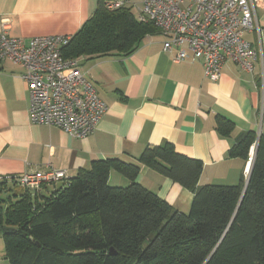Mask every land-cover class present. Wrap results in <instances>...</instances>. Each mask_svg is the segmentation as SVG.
Wrapping results in <instances>:
<instances>
[{"label": "crops", "instance_id": "1", "mask_svg": "<svg viewBox=\"0 0 264 264\" xmlns=\"http://www.w3.org/2000/svg\"><path fill=\"white\" fill-rule=\"evenodd\" d=\"M129 1L137 13L141 0ZM97 4L98 0H0V29L5 27L25 43L42 36L72 37ZM255 19L258 31L241 34L257 56L252 72L227 61L216 82L205 78L201 63L190 62L188 51L185 61L173 62V54L163 51L159 33L145 35L128 56L80 58L81 71L106 106L94 132L83 140L32 124L28 85L20 77L23 69L0 62V182L16 183L15 177L23 173L50 169L72 179L99 160L138 164L146 147L165 143L202 162L198 186H233L246 179L247 161L229 157V152L248 132L254 133L255 142L264 137V0ZM219 119L232 125L228 134L216 128ZM135 181L175 211L188 212L192 193L169 179L140 165ZM108 183L129 185L113 171Z\"/></svg>", "mask_w": 264, "mask_h": 264}, {"label": "trees", "instance_id": "2", "mask_svg": "<svg viewBox=\"0 0 264 264\" xmlns=\"http://www.w3.org/2000/svg\"><path fill=\"white\" fill-rule=\"evenodd\" d=\"M106 0L62 49L65 59L128 56L144 36L159 33L135 19L130 8L109 11ZM232 125L219 119L225 135ZM252 132L233 145L229 157L248 161ZM138 164L118 159L93 161L75 177L27 190L0 182V231L10 264H264V137L259 138L246 191L233 186H198L201 161L165 143L146 147ZM144 165L192 193L187 213L135 180ZM129 181L108 183L110 172ZM19 187L23 195L6 196ZM6 225H2V215ZM113 250L114 255L110 254Z\"/></svg>", "mask_w": 264, "mask_h": 264}, {"label": "built area", "instance_id": "3", "mask_svg": "<svg viewBox=\"0 0 264 264\" xmlns=\"http://www.w3.org/2000/svg\"><path fill=\"white\" fill-rule=\"evenodd\" d=\"M262 0H141L135 19L152 24L164 38L163 51L173 54V62L201 63L207 80L216 82L223 65L233 62L252 72L256 53L242 39V32L258 31L255 14ZM109 11L134 8L129 0H106ZM70 36L35 37L23 40L0 29V62L23 69L30 98L32 124L55 127L69 137L83 140L91 135L106 112L92 83L80 69V60L65 59L62 49ZM251 146L248 173L254 157ZM67 180L63 171H30L15 177L27 190Z\"/></svg>", "mask_w": 264, "mask_h": 264}, {"label": "rangeland", "instance_id": "4", "mask_svg": "<svg viewBox=\"0 0 264 264\" xmlns=\"http://www.w3.org/2000/svg\"><path fill=\"white\" fill-rule=\"evenodd\" d=\"M132 12L136 14L135 8L134 9L132 8ZM23 194H24L23 189L19 187H16V188L11 187L7 195L3 197L5 198L7 196H10L11 198H13L14 195H23ZM1 223L2 225H6V218L4 216V213L2 215ZM0 264H10L6 257V248H5V243H4L1 231H0Z\"/></svg>", "mask_w": 264, "mask_h": 264}, {"label": "water", "instance_id": "5", "mask_svg": "<svg viewBox=\"0 0 264 264\" xmlns=\"http://www.w3.org/2000/svg\"><path fill=\"white\" fill-rule=\"evenodd\" d=\"M258 142H259V139H257L256 142H255L254 157H255V154H256V151H257ZM254 157H253V159H254ZM251 165H252V164H251ZM251 165H250V168H249V171H248L247 177H246L245 186H244V189H243V192H242V197H243V195H244V193H245V191H246V187H247V185H248ZM14 233H16V229H13V228H3V229H2V234H4V235H7V234H14ZM110 254H111V255H114V254H115V253L113 252L112 249L110 250Z\"/></svg>", "mask_w": 264, "mask_h": 264}]
</instances>
